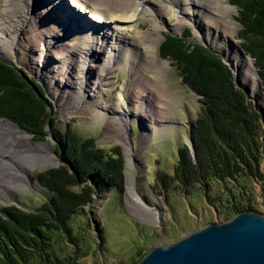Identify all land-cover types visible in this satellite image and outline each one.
Here are the masks:
<instances>
[{"label":"rangeland","instance_id":"374dc122","mask_svg":"<svg viewBox=\"0 0 264 264\" xmlns=\"http://www.w3.org/2000/svg\"><path fill=\"white\" fill-rule=\"evenodd\" d=\"M60 1L63 3L61 10L66 11L68 14L73 13L71 18L74 19L72 22L76 21L75 23H78L77 20L81 19L82 21H79V23L84 24L85 27H95L96 34L102 36L106 27L99 24L96 26L97 22L94 23L88 20L89 18L91 19L89 8L86 9V12L80 13L79 7L74 5L76 7V11H74L67 4V0ZM229 4L234 6L236 11L235 13L230 12V16L234 17L238 23L234 39L242 54H246L240 45L243 42L241 37L243 33H241L242 26L239 20L238 7L230 2ZM82 5L88 7L85 3ZM37 7L40 9V13L45 9L47 11L46 14H51L47 3H38ZM213 13L215 14V12ZM213 13L212 16L214 15ZM178 17L179 15L170 19L160 18L158 27L160 38L158 37L155 62L164 64V67L151 66L150 68L149 62L145 60L148 63L147 70L149 71L145 72V74L149 83L151 79H155L152 81L153 85H160L163 88L161 92L157 91L156 93L155 89H153L152 94L160 96V99L164 100L162 106L165 118H159L155 123L157 128H153L151 121L154 117H147L144 112L149 110L147 108L144 110L145 106L139 105L137 111L134 110V113L129 111L130 113L127 115L130 120L128 128L125 129L126 135L122 134L123 129L121 132L116 130L117 126L115 129H113L114 125L108 127V120L102 112L100 113L96 110L92 112L83 111L81 106L68 105L65 97L58 98L49 85H52L61 76L57 75L54 81L41 79L31 69L32 64L30 61L32 62V58L30 54L20 55L19 52H12L8 56H0L1 60L21 68L26 73L28 80L33 79L43 85L47 98L54 105L55 113L53 111V116H56V119L53 118L56 121L57 128L66 130L67 125L70 124L80 136L84 138L93 137L95 139L94 143L105 149L107 153L110 150H117L116 148L118 147L123 155L124 192L120 195L115 189H109L102 196L94 195V200L83 211H78L77 214L72 216L70 225L73 228L77 246L73 245L65 234L55 230L48 231L51 260L58 259L64 264H135L153 246L174 242L209 223L223 222V211L234 200L237 203L240 201L237 199H242L241 202L243 204H249L256 212L264 215V178L258 181L246 178L239 179V182L236 183L237 186L233 181L223 183L212 179L206 188L203 185L192 184L193 182H189L191 184L184 185V187L174 176V166L178 159V148H181L183 144L186 146L189 144V138L193 136V124L202 103L201 96L192 91L191 87L184 82L180 67L176 61L172 57L161 55L160 45L166 33L173 35L183 34L184 38H181L182 40L198 43L216 51L205 41L203 35L205 32L202 26L189 22L178 29L174 28L178 22ZM75 23L70 24L74 25ZM57 26L61 30L64 25L60 22V28L58 23ZM85 27L81 29L84 31ZM136 27L139 30H147L150 27V23L145 20L139 26L136 25ZM75 33H72V35H75ZM62 34L69 37V39L73 37L67 30H63ZM230 34H233L232 30ZM100 54H97L96 58H94L95 64L97 61L104 63L102 58L106 56V53L102 50ZM91 56L94 57V54L92 53ZM146 59L148 60V58ZM224 61L230 64V60L224 59ZM252 63L258 86L260 85L259 90L262 91L263 85L262 83L259 84L253 59ZM96 66L98 67L97 64ZM146 67L147 64L145 65ZM234 70L231 71L236 74ZM237 70L238 81L243 86L247 85L239 79L241 75L240 68ZM136 71L137 67L135 64L126 62V65H122L116 73L113 93H123L127 86L128 88L130 87L128 92L131 91L132 93V84L137 81L139 76L141 77L139 71L138 73ZM27 83L30 84L29 82ZM249 90V94L255 101L263 105V91L262 100H257L252 94L251 88ZM124 94L127 95L126 91ZM135 100L137 99L135 98ZM131 105L133 108L135 107L133 102ZM0 120L5 121L8 119L7 117H0ZM15 125L20 130L19 140L7 133L9 141L3 143L9 147L15 144L13 140H16V145L5 152L3 143L0 141V147L2 146L0 148L1 216L4 214L3 211L6 207L14 206L24 212H30L42 204L48 198V193L39 184L36 176L42 171L58 168L61 163L57 143L50 136L51 134L45 135V137H35L34 133L19 127L16 123ZM47 130L49 131L48 125ZM21 138L22 143H20ZM29 140L31 143L42 144L45 147H38L39 150H36L34 147L37 146L35 145H25L26 143L23 141H28L29 143ZM23 149L27 151L26 154L21 151ZM49 156L55 160L53 164L44 161ZM32 158L36 159L32 169L23 171V165L26 164L23 161ZM157 172L166 175L164 178L165 184L158 181ZM128 189H132L142 198L145 206H149L150 209L157 212V221L145 220L142 216H137L131 212L127 202ZM239 193L242 195L240 196L241 198L236 197Z\"/></svg>","mask_w":264,"mask_h":264},{"label":"trees","instance_id":"16d2710c","mask_svg":"<svg viewBox=\"0 0 264 264\" xmlns=\"http://www.w3.org/2000/svg\"><path fill=\"white\" fill-rule=\"evenodd\" d=\"M228 1L238 7L243 33L240 45L253 59L264 90V0ZM183 36L164 34L161 55L176 61L184 82L201 96L202 106L193 124L195 158L185 144L178 148L175 178L183 186L193 182L206 188L212 179L233 181L236 186L239 179H263L260 110L236 87L233 71L219 54L183 39L185 43ZM53 108L41 83L28 80L21 68L0 60V117H9L35 137L51 134L61 157L58 168L36 176L48 193L42 204L30 212L6 207L0 215V264H64L50 259L47 232L59 231L77 246L70 225L72 216L83 211L94 195L102 196L109 189L120 195L124 192L120 149L107 153L93 137L80 136L70 124L66 130L57 128ZM156 177L165 184V174L157 172ZM237 200L223 211L224 221L245 210L256 211Z\"/></svg>","mask_w":264,"mask_h":264},{"label":"bare ground","instance_id":"6f19581e","mask_svg":"<svg viewBox=\"0 0 264 264\" xmlns=\"http://www.w3.org/2000/svg\"><path fill=\"white\" fill-rule=\"evenodd\" d=\"M61 2L60 0H0V56L5 57L12 52H19L20 55L30 54L31 69L41 79L54 81L57 75L61 76L49 85L58 98L65 97L68 105L81 106L83 111L102 112L108 120V127L114 125L113 129H115L117 126L116 130L121 132L123 129L122 134L126 135L125 129L128 128L130 118H127V115L130 112L134 113V110L137 111L139 105H144V110L146 108L149 110L144 112L147 117H156L151 121L153 128H157L155 123L159 118H165L162 106L164 100L152 94L153 89L156 93L161 92L163 88L160 85H153L152 81L155 79L150 77L149 83L145 74L149 71L147 62L150 68L164 67V64L155 62L160 36L158 27L162 17L170 19L179 15L174 27L177 29L189 22L202 26L205 32L204 39L208 45L221 53L224 59L230 60V65L235 69L232 68L236 74L237 69L240 68L239 79L249 85L257 100L263 98L252 59L249 55L242 54L234 39L238 23L230 16V12L236 11L228 0H67V4L74 11H76L74 5L80 8V13L86 12L87 8L90 9L91 19L88 20L97 22L96 26L99 24L106 27H102L105 30L102 36L96 34L95 27H85L84 24L79 23L81 19L77 20L78 23L72 22L73 13L68 14L61 10L63 7ZM38 3H47L51 14H46L45 9L40 13ZM83 3L88 7L83 6ZM145 20L149 21L150 27L147 30L137 29L136 25L139 26ZM60 22L64 25L61 30L57 26L58 23L60 28ZM82 27H85L84 31ZM63 30H67L73 37L69 39L64 36ZM231 30L233 34H230ZM74 32L75 35H72ZM102 50L106 53L102 58L104 63L96 60L97 67L94 58ZM92 53L94 57L91 56ZM100 55L102 57V53ZM126 62L135 64L136 73L139 71L141 77L139 76L132 84V93L128 92L130 87L127 86L123 93L114 94L117 70L122 65H126ZM125 91L127 95L124 94ZM132 102L135 104L134 108ZM7 133L19 140L18 127L9 119L0 120L2 143L9 141ZM23 142L26 143L25 145L37 146L34 147L36 150L45 147L31 141ZM13 143L15 144L9 147L3 143V150L9 151V148L16 145V140H13ZM21 151L23 154L27 153L25 149ZM44 161L50 164L55 162L51 156ZM35 162V158L24 160L23 163L26 164L23 165V171L32 169ZM127 202L131 212L137 216L149 221L158 220L157 212L145 206L142 198L132 189L127 191Z\"/></svg>","mask_w":264,"mask_h":264},{"label":"water","instance_id":"95a60500","mask_svg":"<svg viewBox=\"0 0 264 264\" xmlns=\"http://www.w3.org/2000/svg\"><path fill=\"white\" fill-rule=\"evenodd\" d=\"M226 64L233 70L229 63ZM256 73L261 84L260 75ZM233 76L236 87L250 96L260 110L264 125V102L258 104L249 94V88L238 81L236 74ZM30 85L34 88L32 82ZM262 91L264 93L263 88ZM7 119L15 124L12 119ZM187 147L195 158L196 147L192 138H189ZM137 264H264V215L245 210L230 220L209 223L174 242L153 246Z\"/></svg>","mask_w":264,"mask_h":264}]
</instances>
